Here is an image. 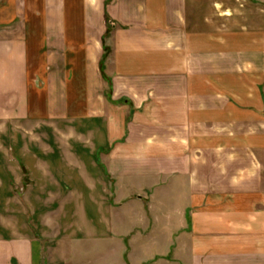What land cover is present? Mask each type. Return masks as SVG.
I'll return each instance as SVG.
<instances>
[{"label": "crops", "instance_id": "crops-1", "mask_svg": "<svg viewBox=\"0 0 264 264\" xmlns=\"http://www.w3.org/2000/svg\"><path fill=\"white\" fill-rule=\"evenodd\" d=\"M0 26V123H91L109 173L151 183L117 204L170 219L187 264H264V0H0ZM34 140H17L27 182L51 197L38 219L35 181L12 216L0 204V264H130L98 154L59 151L78 184L62 197L58 151L36 158Z\"/></svg>", "mask_w": 264, "mask_h": 264}, {"label": "rangeland", "instance_id": "rangeland-1", "mask_svg": "<svg viewBox=\"0 0 264 264\" xmlns=\"http://www.w3.org/2000/svg\"><path fill=\"white\" fill-rule=\"evenodd\" d=\"M109 26L112 29L110 23ZM10 28L11 25L8 27L5 26L3 30H10ZM1 30L0 28V31ZM260 87L261 93L263 94L261 100L262 110V107H264V82L261 81ZM262 112L261 122H264V110H262ZM70 123L71 122L63 125L58 124L55 129L44 124L42 120H37L34 127H32L33 125L31 124L13 122L0 123V204L3 205L4 216L13 215V208H15L14 204L17 203L18 200L27 201V190L29 189L31 191L33 189V186H31L32 181H35L34 191H36V193L34 195L37 206L40 208L37 209V219L45 214L42 205L44 202L49 201L51 197L48 193L45 194V192H43L42 189H44L46 185L44 183L46 180L41 174L38 175V172H36L35 177H30V179H28L29 182H27L29 173L22 162L20 156L22 151H19L21 147H18L17 140L28 138L35 139L36 158L39 159L42 155H52L58 151L55 154L56 160L54 159L55 161L48 162L51 165L53 173L51 181L49 180V182L46 183L62 188V197H76L77 195L72 193V190H75V186L78 185L76 183V178L72 175H68L67 172L59 174L58 171L65 169V167H63L64 165L62 166L64 162L61 163V160H59V151L60 154L74 151L79 152V146H76L74 142V140L78 138V143L85 148L84 150L82 149L84 159L90 158L89 156L92 154H98L99 170L97 173H99V179L97 177V186L101 191L100 205H104L105 207L110 206L112 209L115 208L114 230L116 234L124 235L122 241L116 242V249L122 250L126 260L128 259L127 257L131 259L130 264H187L188 259L182 257V251L187 250L190 243L187 241L176 242L174 240L178 234H182L183 232L180 231L177 234L174 228V235H172L173 227L170 225V219L167 220L164 218L162 220L163 224L160 223V219L158 221V226L155 213L153 210L149 209V205L135 208L130 205H124V207H122L121 204L123 201L119 205L117 204L119 201L117 195L113 196V191L115 189L117 191L118 187L123 188L125 184L128 187L135 186L137 190H140L142 186H151V183L146 179L139 178L127 179L124 183L123 179H119L117 176L109 173L105 155L111 151V148L101 146L99 150H96L97 146L93 145L91 130L88 129L91 123L84 122L85 125L78 124L77 127L75 126V122L72 123L74 124L72 127ZM81 128H83V130ZM82 138L83 142L81 143L80 141ZM54 150L57 151L54 152ZM85 163H88L90 170L96 173L95 170L98 164L95 161H86ZM91 163L92 166L90 165ZM86 183L87 182H85V184ZM137 195L132 196L131 199L137 202L144 200L146 203L147 199L143 198L144 196L140 195L141 197H138ZM85 197H87V195H85ZM54 201L55 200H52L51 203ZM111 208L102 212L105 215V219H107L109 212L111 214L113 213ZM50 211H52L51 215H56L58 213L55 209ZM67 212L68 216H70L71 211L68 210ZM73 212L75 211H72V213ZM85 212L88 217H91L96 211L87 209ZM36 230L37 233L41 232V226L38 222ZM88 248L89 247H86L84 251H87ZM178 257L180 259H178Z\"/></svg>", "mask_w": 264, "mask_h": 264}]
</instances>
